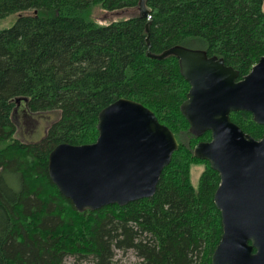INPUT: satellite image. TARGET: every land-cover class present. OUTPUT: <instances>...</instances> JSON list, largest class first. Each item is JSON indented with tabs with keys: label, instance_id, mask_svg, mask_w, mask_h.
I'll return each mask as SVG.
<instances>
[{
	"label": "trees",
	"instance_id": "1",
	"mask_svg": "<svg viewBox=\"0 0 264 264\" xmlns=\"http://www.w3.org/2000/svg\"><path fill=\"white\" fill-rule=\"evenodd\" d=\"M140 1L0 0V20L19 14L0 31V264H120L116 252L129 250L139 264H212L223 235L221 178L194 154L212 134L193 135L181 112L191 86L179 60L147 53L203 50L242 80L264 57V0H146L150 22ZM95 9L134 14L101 25ZM18 99L32 115L57 117L40 142L19 138ZM120 99L153 111L179 149L152 198L79 213L51 181L49 156L60 144L95 143L100 112ZM230 118L264 137L251 113Z\"/></svg>",
	"mask_w": 264,
	"mask_h": 264
},
{
	"label": "water",
	"instance_id": "2",
	"mask_svg": "<svg viewBox=\"0 0 264 264\" xmlns=\"http://www.w3.org/2000/svg\"><path fill=\"white\" fill-rule=\"evenodd\" d=\"M139 12L149 21L146 0L140 1ZM147 54L179 60L191 86L181 112L193 135L212 134L210 142L194 148L196 158L207 161L221 178L214 202L223 235L212 264H264V137L254 139L230 118L233 112H248L264 125V57L239 80L237 70L203 50L175 46L161 55ZM22 101L27 100L18 99V105ZM97 129L95 143H64L51 152L49 177L60 193L79 213L152 198L179 149L174 133L153 111L130 99L103 109Z\"/></svg>",
	"mask_w": 264,
	"mask_h": 264
},
{
	"label": "rangeland",
	"instance_id": "3",
	"mask_svg": "<svg viewBox=\"0 0 264 264\" xmlns=\"http://www.w3.org/2000/svg\"><path fill=\"white\" fill-rule=\"evenodd\" d=\"M117 13H108L100 9H95L93 12L94 18L105 25L113 20H117L122 17L130 16L134 12H128L125 14L115 15ZM19 17V14H12L6 19L0 20V31L11 28L15 25ZM47 115V116H46ZM32 115L26 111L24 104H20L15 111V120L19 129V138L28 143L40 142L45 136L47 128L57 119L55 115ZM204 170V165H195L192 168L191 178L193 183L197 186L200 176ZM116 259L120 264H139V259L135 256L134 252L129 250L127 252L117 251ZM72 258L68 259V264H74ZM86 264V263H84Z\"/></svg>",
	"mask_w": 264,
	"mask_h": 264
}]
</instances>
